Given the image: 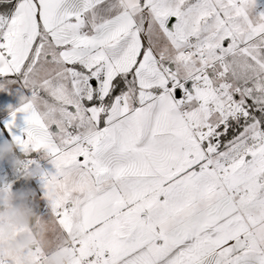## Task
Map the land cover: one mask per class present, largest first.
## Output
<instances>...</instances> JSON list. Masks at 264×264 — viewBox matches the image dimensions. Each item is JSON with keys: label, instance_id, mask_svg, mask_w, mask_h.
<instances>
[{"label": "snow or ice", "instance_id": "6c2138e0", "mask_svg": "<svg viewBox=\"0 0 264 264\" xmlns=\"http://www.w3.org/2000/svg\"><path fill=\"white\" fill-rule=\"evenodd\" d=\"M257 0H0L4 127L35 159L45 246L0 264H264ZM26 93V94H25ZM6 185L0 190H10ZM38 221H41L37 219Z\"/></svg>", "mask_w": 264, "mask_h": 264}, {"label": "clouds", "instance_id": "9594fccd", "mask_svg": "<svg viewBox=\"0 0 264 264\" xmlns=\"http://www.w3.org/2000/svg\"><path fill=\"white\" fill-rule=\"evenodd\" d=\"M15 145L6 143L0 148V160L14 152ZM14 166L25 178L40 174L39 167L27 169L26 162L20 158L13 160ZM30 193L0 190V248L6 253L21 256L33 245L45 246L46 231L43 221H38L29 205ZM71 251L58 249L48 255L45 264H71ZM27 264V261L25 262Z\"/></svg>", "mask_w": 264, "mask_h": 264}, {"label": "crops", "instance_id": "0c3cea01", "mask_svg": "<svg viewBox=\"0 0 264 264\" xmlns=\"http://www.w3.org/2000/svg\"><path fill=\"white\" fill-rule=\"evenodd\" d=\"M14 85L11 86L9 89L7 88L4 91H1L0 94V148L4 146L3 143L5 142H11L12 139V134H20L21 129L24 127L22 119L18 116L17 121H16V127L12 130V133H9V130L4 127L6 121L9 119L10 115V108H15L18 107L20 104V91L14 90ZM26 94V93H25ZM15 158H20L22 160L24 159H35L37 162L41 163V168L45 170H53L51 164L47 159L44 158V154L41 153H32L30 155H26L23 152H21L18 148L14 149V152L12 153ZM9 169L11 175H15L18 173L17 168L14 166L13 161L10 162L7 166L3 167L0 169ZM23 180V179H22ZM21 180V181H22ZM25 181L21 182V184H16L19 185L17 188H23L24 190H27L28 188H33V194L32 197L29 200V204L31 206H34L38 209V211H43V210H49L52 213L51 206L49 204V201L45 197V189L43 187V183L40 180L39 181V188L35 187V185L29 180V179H24ZM28 186V187H27ZM36 189L39 193L34 190ZM42 204V207H39V205Z\"/></svg>", "mask_w": 264, "mask_h": 264}, {"label": "rangeland", "instance_id": "374dc122", "mask_svg": "<svg viewBox=\"0 0 264 264\" xmlns=\"http://www.w3.org/2000/svg\"><path fill=\"white\" fill-rule=\"evenodd\" d=\"M259 11H264V0H257L256 12H259ZM13 88H14V90L20 91L19 85H14ZM0 94H1V91H0ZM13 160H14L13 154L7 155L4 159L0 160V169L7 166L8 164H10V162H12ZM0 188H3V187L0 186ZM32 189L28 188L27 190H24L23 188H17L16 184H14V185H11L10 190L15 192V193H19L22 191L28 192V193H30V195H29V200H30V198L32 197V194H33ZM34 190L38 193V191L36 189H34ZM38 195H39V193H38ZM29 200H28V203H29ZM29 205L31 206V204H29ZM0 207H2V206H0ZM31 207L33 208L34 212H37V214H38L36 219H39L43 222H47L51 219L52 213L49 210L38 211L39 208L37 209L34 206H31Z\"/></svg>", "mask_w": 264, "mask_h": 264}, {"label": "built area", "instance_id": "2783aa9c", "mask_svg": "<svg viewBox=\"0 0 264 264\" xmlns=\"http://www.w3.org/2000/svg\"><path fill=\"white\" fill-rule=\"evenodd\" d=\"M29 159H24L25 162H27ZM39 163V162H38ZM41 165V163H39ZM30 167H35V165H31ZM22 179H29L35 187L39 188V181L41 180L39 175L31 177V178H25L21 172L18 171L17 174L11 175L9 169L5 168L0 171V186L5 187L6 185H14L18 184Z\"/></svg>", "mask_w": 264, "mask_h": 264}, {"label": "water", "instance_id": "95a60500", "mask_svg": "<svg viewBox=\"0 0 264 264\" xmlns=\"http://www.w3.org/2000/svg\"><path fill=\"white\" fill-rule=\"evenodd\" d=\"M17 187H19V185H17ZM39 207H42V204H40ZM35 214H36V216L34 218V222H35V219L37 218V215H38L37 212H35Z\"/></svg>", "mask_w": 264, "mask_h": 264}, {"label": "trees", "instance_id": "16d2710c", "mask_svg": "<svg viewBox=\"0 0 264 264\" xmlns=\"http://www.w3.org/2000/svg\"><path fill=\"white\" fill-rule=\"evenodd\" d=\"M22 181L24 182L25 180L23 179ZM22 181H20L18 184H21Z\"/></svg>", "mask_w": 264, "mask_h": 264}]
</instances>
